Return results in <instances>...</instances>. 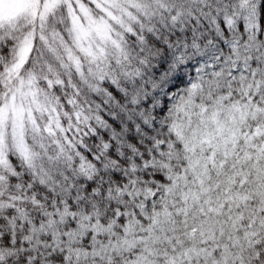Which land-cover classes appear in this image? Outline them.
Here are the masks:
<instances>
[{"label": "snow or ice", "instance_id": "obj_1", "mask_svg": "<svg viewBox=\"0 0 264 264\" xmlns=\"http://www.w3.org/2000/svg\"><path fill=\"white\" fill-rule=\"evenodd\" d=\"M0 264H264V0H0Z\"/></svg>", "mask_w": 264, "mask_h": 264}]
</instances>
